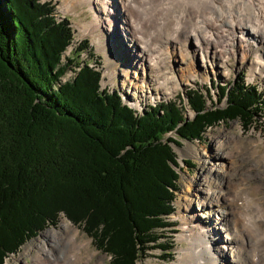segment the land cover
Masks as SVG:
<instances>
[{
    "label": "trees",
    "instance_id": "trees-1",
    "mask_svg": "<svg viewBox=\"0 0 264 264\" xmlns=\"http://www.w3.org/2000/svg\"><path fill=\"white\" fill-rule=\"evenodd\" d=\"M70 39L49 2L0 0V264L61 216L109 264H137L153 247L170 258L163 229L174 224L178 191L170 144L200 141L220 121L250 126L264 96L239 77L217 85V103L186 91L193 119L184 117L182 98L136 115L116 91L100 90L99 73L87 66L56 85Z\"/></svg>",
    "mask_w": 264,
    "mask_h": 264
},
{
    "label": "bare ground",
    "instance_id": "bare-ground-1",
    "mask_svg": "<svg viewBox=\"0 0 264 264\" xmlns=\"http://www.w3.org/2000/svg\"><path fill=\"white\" fill-rule=\"evenodd\" d=\"M115 1L112 7L105 3V0H86L91 8V3L102 4V8L95 14L94 26L102 27L106 32L110 31L114 45L120 50L119 57L127 64V56L137 62L138 56L141 57L139 64L142 62L146 68L142 69L138 64L139 69L143 70L140 76L144 87V81L146 86L150 85L149 75H146L148 71L154 72H151L150 77L155 79V75L157 84L166 87L169 93L180 86L182 82L170 66V62L176 57H179V62L185 59L189 61L186 63L189 64L188 67L179 69V73L187 83L192 80L195 70L191 52L195 55L200 51L205 54L210 47L217 44L219 36L207 32L213 30L214 26L235 33L239 42L241 39H253L252 41L264 46V0ZM116 7L120 9L122 16L111 24V18L104 16L102 11L105 8L118 11ZM122 22L125 29L119 24ZM221 42L224 43L220 44L221 48L216 53L220 67L233 52L228 43L224 40ZM188 43H192L190 49ZM176 44L179 46L178 51L172 49ZM137 47L138 56L134 52ZM102 49L106 53L108 64L116 63L120 59L115 53H111L114 50L106 52L104 47ZM165 59L169 60V64L166 61L167 65L164 67ZM133 65L136 68V65ZM251 65V78L255 73H264V61L253 59ZM168 67L172 69V76L166 75L165 70ZM128 73V70L122 67V75L129 77ZM106 75L111 76L109 68ZM202 80H205V77ZM173 81L175 84L171 86ZM131 103L133 106H142L140 100L137 104ZM235 124L238 125V121ZM242 134L244 133L238 134L239 137L235 135V141L242 138ZM231 142L232 139L229 138L227 141L218 140L215 149L207 154L212 160L211 165H206V162L202 165L205 177L201 174L199 180L192 182L190 190L185 193L186 213L181 214L184 220L178 240L186 245L180 248L176 264H264V197L259 198L257 194V190L263 189L264 185L251 187L244 180L234 178V173L229 169L236 152L231 148ZM252 142L250 150L255 154L259 141ZM179 152L182 156H203L199 146L193 142H187ZM261 162L264 163V155ZM200 195V201L195 205L194 197ZM194 208L201 211L199 216L195 215ZM214 223L221 225L219 230H224V235L217 231ZM80 233L77 226L63 220L60 228L45 230L34 242L28 244L26 250H30L34 245L36 254L33 256V264H89L90 259L84 262L82 249L87 243L78 240ZM219 234L221 236H218Z\"/></svg>",
    "mask_w": 264,
    "mask_h": 264
},
{
    "label": "rangeland",
    "instance_id": "rangeland-1",
    "mask_svg": "<svg viewBox=\"0 0 264 264\" xmlns=\"http://www.w3.org/2000/svg\"><path fill=\"white\" fill-rule=\"evenodd\" d=\"M46 1L53 4L59 16L66 17L69 20V22L73 25L75 38H83V39L88 38L89 42L92 43L96 42L97 39H98L97 41L101 40L105 42L104 47L106 48V52H107V47L109 45L108 44L109 42L107 43V39H108L107 37L110 35V31L106 32L102 27L95 28V26L88 27L87 25V23L92 22L94 14L99 12L98 10L102 8L101 6L102 4L91 3L93 10H90L91 7L85 0H46ZM115 2H116L115 0H105V3H107L109 6L112 7H114ZM254 2H256V0ZM116 9L119 8L116 7ZM102 12H104L103 13L104 16L106 17L108 16L111 18L109 20L111 24L117 21L119 16H122L120 13V9L118 11H113L108 8H105L104 11ZM104 22L107 23L106 21ZM94 23H95V19H94ZM119 24L122 25V27L125 29L124 22ZM206 29H209V27H206ZM207 31H209L210 33L212 32L214 36H216V34L219 36L218 37L219 39H217L218 45H214V47H210L209 51L205 54H202L201 51L198 52L196 55L195 53L191 52L193 56L192 60H193L195 72L193 73L192 80L188 81V83L186 82L185 79H183L182 74L179 73V69L187 68L189 64L186 63L189 61L185 59L184 60L185 62L184 61L179 62V57L178 58L176 57L175 60L173 59V61L170 62V66L174 70L175 76L179 77L182 83L180 86L170 91V93L167 92L166 87H161L157 84L155 75H154L155 79L150 77L152 76L151 72L153 71L151 72L148 71L146 73V75L147 74L149 75L148 85L149 84L150 85L146 86L147 83L144 81L146 88L143 86L142 83L143 80H141V76H140V73L142 75L143 70L139 69L138 66L139 62L142 61L140 59L141 57L138 56L139 47H137V49L134 51L139 58L138 62L137 60H134L132 57L127 56L128 63L131 64L129 65L126 62H124V59L120 58L121 57L120 50L119 49L117 50V47L115 45H112L111 47L113 48L114 51L111 53L112 54L115 53V55L118 56L117 58H120L118 61H116V63L123 62L126 64L119 65L120 64L119 63L116 66L115 63H110V62L109 64L107 63V65L113 64V66L111 65L112 67L111 72L114 73L117 67H120L121 69L123 67L126 70H128V72L130 73L129 77H125L124 75H121L122 70L117 72V74L113 76V78L111 79V82L113 80L115 82L113 87H115L122 95H125L124 96L125 99L127 96L128 100L132 99L131 102H134L135 104H137L138 100H140L142 103V107L140 108L141 110L149 104L153 105L155 103H160L162 101H167V102L174 101L177 105H179L180 92L185 94V91L188 89L189 90L199 89L202 92H205L207 88L210 94L211 101L216 102L219 94L217 85L219 84L223 85V83L229 82L231 80L236 81L241 73L244 74V79L246 82L257 84L259 86V89L264 91V73L261 72L255 73L254 77L251 78L252 76L251 69H253L251 63L253 62V59H257V58L259 60L264 61V46L259 45L260 43H258L257 41H252L253 39H250V41L241 39V41L239 42L235 33H231L228 29H219L218 27L214 26L213 30H207ZM242 38H244V36H242ZM221 40H224L225 43L229 42V46L232 48L233 52L231 55H229V58L227 60L223 61V64H220L221 65L220 67L217 64L218 60L216 59V53L217 50L221 48L222 43H224L221 42ZM127 44L130 45L129 42H127ZM191 44L188 43L189 49L191 48ZM219 44L221 45L219 46ZM172 49L178 51L179 46L176 44ZM109 51L112 50L110 49ZM169 60L167 59L164 60L165 62L164 67L167 65L166 61H168L169 64ZM133 64L136 65V68ZM139 65L140 67H142V69L145 68L142 62ZM172 69L168 67L165 70L166 75L172 76L170 75V72L172 73ZM203 77H205V80H202ZM152 79L156 81L155 82L156 84H154ZM175 81L171 83V86L175 84ZM208 105L210 107L211 103H208ZM219 105L221 106L223 104L220 103ZM136 107H140V106H136ZM183 114L187 120H190L194 115V113L187 106L186 108L184 106ZM261 116L262 117H259V115L256 116L254 118V121L251 122L250 126L247 127H243L241 121L237 118L233 120H226L224 122L220 121L215 125H213L212 127L208 128L200 141L181 138V139H177V143L170 144L172 150L175 153L176 160L178 162V166L174 167L178 172V180H177L178 191H176L175 199H174L175 214H171L168 218L170 221L173 222L175 221L176 225L174 223L173 225L163 229V235L171 237V239H169L168 241H170V243L173 242L172 243L173 251H169V252L173 254L170 258L162 259L161 258L162 251H160L158 248L153 247L148 251L146 258L139 261L137 264H176L175 262L178 259L180 248L186 245V243H183L178 240L179 232L181 231V226L183 225V220H184L181 214L186 213L185 210L186 201L184 199L185 193L188 190H190L191 185L194 183L195 180H199L201 174H203V176L205 177L206 173L202 172L201 169L202 165L205 164V162L206 165H211L212 160L207 154H209V152L215 149V145H217L218 140L227 141L228 138L232 139L230 146L236 152L234 153V157H233L234 162L232 165H230L229 169H231V171L234 173L233 176L235 179L242 181L244 180V182L251 187L262 184L264 185V163L261 162V159L264 155V112L261 113ZM237 121H238V125L235 124ZM240 133H244L242 134V138H238L237 141H235V135L238 136V134ZM171 134L174 135V133ZM254 140L259 141V144L256 147L255 154H252L250 147L253 146L252 141ZM187 142L196 143L199 146V151L202 153L203 156L202 157L201 155L200 157H195L193 155L182 156L181 153L179 152V149L183 148V146H185ZM257 192L259 198L264 197V188L263 189L260 188V191L257 190ZM199 198H201V195L194 197L193 202L195 205H197L198 201H200ZM194 209L196 213L195 215L199 216L201 214V211L197 210L196 208ZM63 220H67V219L61 216L55 225L47 226L35 237L26 241L19 248L16 254L10 255L5 259L4 264H33V256L36 254V250L34 248V245L30 247V250H26L28 244L30 242H34L45 230L55 227L60 228ZM67 221L73 224L69 220ZM215 224L216 223H214V225ZM220 226L221 225L218 224L215 225L217 231H220V233L224 235V230H219L221 229L219 228ZM77 227L81 231L80 235L78 236V240L80 242L87 243V246L83 247L82 249L84 262H87L90 259L89 264H109L110 256L103 253L101 250L96 249L92 239L88 235H86V233L81 229L80 226ZM218 236L221 235L219 234Z\"/></svg>",
    "mask_w": 264,
    "mask_h": 264
}]
</instances>
